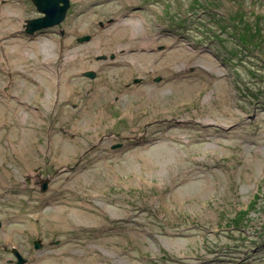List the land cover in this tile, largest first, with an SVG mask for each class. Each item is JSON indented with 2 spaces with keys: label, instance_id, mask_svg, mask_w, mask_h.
Returning <instances> with one entry per match:
<instances>
[{
  "label": "rangeland",
  "instance_id": "1",
  "mask_svg": "<svg viewBox=\"0 0 264 264\" xmlns=\"http://www.w3.org/2000/svg\"><path fill=\"white\" fill-rule=\"evenodd\" d=\"M11 1L22 24L0 37V264H16L12 248L28 264H264V0H71L34 36L24 22L41 15ZM123 19L156 44L128 45ZM188 52L216 71L182 64ZM44 64L67 68L62 97Z\"/></svg>",
  "mask_w": 264,
  "mask_h": 264
},
{
  "label": "bare ground",
  "instance_id": "2",
  "mask_svg": "<svg viewBox=\"0 0 264 264\" xmlns=\"http://www.w3.org/2000/svg\"><path fill=\"white\" fill-rule=\"evenodd\" d=\"M18 8H19L18 4H15L14 2H11V1H9L5 6H0V37L3 36L4 34H8L10 31L15 32L18 29L16 27L17 26H19V27L21 26L20 23H18L16 18H15V16L17 14H19V9ZM120 25H121V30L123 32H120L118 35L124 41H128V45H132V46L136 45L139 48L148 49L152 45L156 44V42L154 41L155 39L147 37L144 34H142V35L138 34V36H136L135 29H136L138 24H137V22L135 20L127 19V20H124V22H122ZM127 26H132V29H128ZM107 34H105L104 36L106 37ZM126 35H129V37H127ZM108 36H110V35H108ZM135 36H136V38L134 39ZM14 43H16V41H14ZM23 45L25 47L30 48V49H36V50L39 49V45L38 44H31V45L23 44ZM178 51H179V49H178ZM178 51L177 50L174 51L173 54H176L175 52H177L176 55H178V57H181V51L180 52H178ZM20 54H21V51H20V48H18L16 50V57H17V59L19 58V61L24 59V57L19 56ZM190 54H191L190 52L187 53L188 57L185 54V58L188 60V62L185 61L184 63L182 62V64H184V65L193 64L195 62V60H196L195 58H199L200 60L204 59L205 61L203 63H208V64H204V66L206 68H208V69H212L213 71H216L215 63L212 62L211 60L205 59V58H202V57L192 58V57H190L191 56ZM140 58L143 59L144 61L146 60V62L148 60V57H140ZM72 61H75V57L73 58ZM16 64H18V62ZM52 64L53 63L50 64L51 67H53ZM41 70H42L40 72L41 74H49L50 73V77L47 80L48 81V88H49L50 91H52L53 89L56 88L55 87V83H56L55 79H56V77H60V76H61V79L58 82L59 84H57V86L59 85L57 87V91H58L59 95L62 97L63 93L67 92L70 89V87L66 88V84H65V81L68 79L67 75L65 73V72L68 71L67 68H65V70H63L62 74H59L58 72L57 73L55 72L54 73L55 76L52 74V72L49 69H47V65L46 64H45V66L41 67ZM48 71H49V73H48ZM56 74H58L60 76H58ZM53 86H54V88H53ZM220 86L223 87V86H225V84L221 83ZM158 91H160L159 88H158ZM155 92H157V91L155 90ZM6 105L7 104H5V103H3V105H0V121L3 120V118H4V116H3L4 115L3 114L4 110L2 109V107L5 108Z\"/></svg>",
  "mask_w": 264,
  "mask_h": 264
},
{
  "label": "water",
  "instance_id": "3",
  "mask_svg": "<svg viewBox=\"0 0 264 264\" xmlns=\"http://www.w3.org/2000/svg\"><path fill=\"white\" fill-rule=\"evenodd\" d=\"M40 14H44V17L28 20L26 25V33L34 35L35 32L54 27L64 20L67 10L69 8V0H32ZM62 4V5H61ZM82 41V40H80ZM87 77L95 78L94 72L85 73ZM46 190V185L43 187V191ZM35 247L38 249L41 245L36 242ZM18 258L17 264H24L25 259L21 258L18 252H14Z\"/></svg>",
  "mask_w": 264,
  "mask_h": 264
}]
</instances>
